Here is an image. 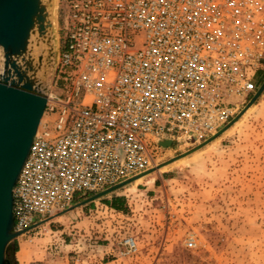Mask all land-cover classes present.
I'll return each mask as SVG.
<instances>
[{"label":"built area","instance_id":"obj_1","mask_svg":"<svg viewBox=\"0 0 264 264\" xmlns=\"http://www.w3.org/2000/svg\"><path fill=\"white\" fill-rule=\"evenodd\" d=\"M59 4L54 86L62 94L53 86L46 97L12 188L21 235L76 197L144 176L161 142L191 146L215 135L264 69V0ZM123 244L136 250L132 237Z\"/></svg>","mask_w":264,"mask_h":264},{"label":"rangeland","instance_id":"obj_2","mask_svg":"<svg viewBox=\"0 0 264 264\" xmlns=\"http://www.w3.org/2000/svg\"><path fill=\"white\" fill-rule=\"evenodd\" d=\"M59 7L55 0L57 34ZM56 66L57 59L50 91ZM257 76L258 89L264 69ZM62 86L53 90L62 94ZM254 95L215 137L163 146L150 173L84 204L93 194L76 197L18 236L31 264H264V88L248 104ZM113 197L122 199L121 211L102 206ZM18 237L7 247L14 260ZM129 237L132 253L123 244ZM189 238L193 247L185 245Z\"/></svg>","mask_w":264,"mask_h":264},{"label":"water","instance_id":"obj_3","mask_svg":"<svg viewBox=\"0 0 264 264\" xmlns=\"http://www.w3.org/2000/svg\"><path fill=\"white\" fill-rule=\"evenodd\" d=\"M54 5L55 0H0V264H10L7 247L22 234L13 230L12 188L29 153L52 85L58 56ZM263 88L264 81L248 104ZM161 145L169 147L171 141ZM138 177L95 193L80 204Z\"/></svg>","mask_w":264,"mask_h":264},{"label":"crops","instance_id":"obj_4","mask_svg":"<svg viewBox=\"0 0 264 264\" xmlns=\"http://www.w3.org/2000/svg\"><path fill=\"white\" fill-rule=\"evenodd\" d=\"M171 145H174V144H171ZM151 189L152 188L148 187L147 190H151ZM92 206L93 205L90 204V207H92ZM102 206L105 207L106 209L115 210V209L111 208L106 203H104ZM58 213H56L55 215H57ZM59 218H61V217L59 216L56 219L58 220ZM14 244L18 248L17 251L15 252V256H16L15 260H16L17 264H31V261H32L31 254L32 253H30L28 251L26 241H24L22 237H18V239L14 241Z\"/></svg>","mask_w":264,"mask_h":264},{"label":"trees","instance_id":"obj_5","mask_svg":"<svg viewBox=\"0 0 264 264\" xmlns=\"http://www.w3.org/2000/svg\"><path fill=\"white\" fill-rule=\"evenodd\" d=\"M111 208L121 211L122 210V199L120 197H113L110 200L104 201ZM17 246L14 244L12 248V252L15 253L17 251ZM6 258L8 259L10 264H16L15 260L11 257V252L9 250L6 251Z\"/></svg>","mask_w":264,"mask_h":264},{"label":"bare ground","instance_id":"obj_6","mask_svg":"<svg viewBox=\"0 0 264 264\" xmlns=\"http://www.w3.org/2000/svg\"><path fill=\"white\" fill-rule=\"evenodd\" d=\"M49 94H50V93H48L47 96H48ZM193 140H194L193 138H187V143L192 142ZM138 178H139V177H138ZM140 179H142V178H140ZM140 179H139V180H140ZM136 181H138V180H136Z\"/></svg>","mask_w":264,"mask_h":264}]
</instances>
